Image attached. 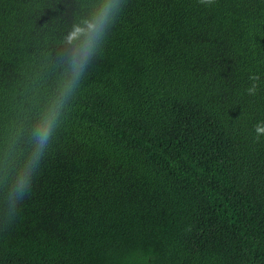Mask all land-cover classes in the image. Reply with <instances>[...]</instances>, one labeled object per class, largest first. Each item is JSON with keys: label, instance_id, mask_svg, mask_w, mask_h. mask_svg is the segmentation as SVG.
Wrapping results in <instances>:
<instances>
[{"label": "trees", "instance_id": "obj_1", "mask_svg": "<svg viewBox=\"0 0 264 264\" xmlns=\"http://www.w3.org/2000/svg\"><path fill=\"white\" fill-rule=\"evenodd\" d=\"M258 128L264 0H0V264H264Z\"/></svg>", "mask_w": 264, "mask_h": 264}, {"label": "clouds", "instance_id": "obj_2", "mask_svg": "<svg viewBox=\"0 0 264 264\" xmlns=\"http://www.w3.org/2000/svg\"><path fill=\"white\" fill-rule=\"evenodd\" d=\"M205 2V0H202ZM207 2H211V0H207ZM122 8H118L115 3L106 4L94 17L92 22L84 21L87 25L86 28H82L79 25H74L73 30L66 37L67 41L71 43L74 40H79L81 37H84L83 42L80 46L79 51L82 53L81 59L87 60L88 56L92 53V50L95 47L96 41L99 39L101 35H103V26L112 18L114 11H121ZM72 73L74 79L79 81L80 74L83 71V64L73 62L71 64ZM252 79H257V77H252ZM66 91H71L70 86H66ZM249 92H252L253 89H249ZM64 93H62L63 95ZM62 101L58 104V107L62 106ZM57 113L51 112L49 116L45 117L34 135L36 136L37 143L39 145L38 150L33 153V159L35 161H39L40 156L43 154L42 149L47 147L50 142V138L53 135V130L58 129L60 125L55 122V116ZM257 131H264V129L258 128ZM25 180H21L18 188H23L25 186Z\"/></svg>", "mask_w": 264, "mask_h": 264}]
</instances>
